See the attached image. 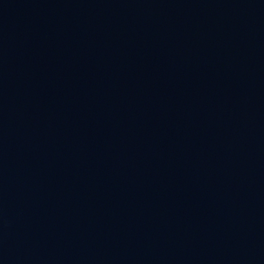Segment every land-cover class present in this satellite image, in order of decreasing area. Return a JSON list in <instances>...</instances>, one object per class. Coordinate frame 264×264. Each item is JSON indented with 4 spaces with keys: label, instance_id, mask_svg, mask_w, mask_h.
Wrapping results in <instances>:
<instances>
[{
    "label": "water",
    "instance_id": "obj_1",
    "mask_svg": "<svg viewBox=\"0 0 264 264\" xmlns=\"http://www.w3.org/2000/svg\"><path fill=\"white\" fill-rule=\"evenodd\" d=\"M0 264H264V0H0Z\"/></svg>",
    "mask_w": 264,
    "mask_h": 264
}]
</instances>
